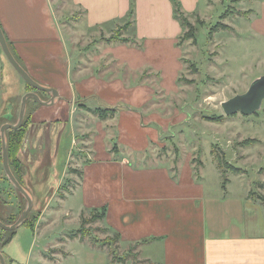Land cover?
I'll return each mask as SVG.
<instances>
[{"label":"crops","instance_id":"obj_1","mask_svg":"<svg viewBox=\"0 0 264 264\" xmlns=\"http://www.w3.org/2000/svg\"><path fill=\"white\" fill-rule=\"evenodd\" d=\"M210 1L0 0V26L13 55L34 80L58 92L54 105L39 104L36 119L50 116L66 132L71 127L74 143L89 135L88 159L77 162L82 179L65 203L78 206L79 216L105 207V225L137 254L136 264H264V206L249 189L241 197L231 192L232 184H246L223 181L224 194L214 197L192 162L174 170L140 158L160 134L157 121L164 122L154 111L151 76L159 71L161 88H175L186 31L180 17L207 15L222 0ZM244 11L233 31L248 55L261 56L264 0ZM118 28L125 30L112 40ZM34 92L44 102L52 98ZM81 110L93 128L80 123ZM66 132L43 158L58 155Z\"/></svg>","mask_w":264,"mask_h":264},{"label":"rangeland","instance_id":"obj_2","mask_svg":"<svg viewBox=\"0 0 264 264\" xmlns=\"http://www.w3.org/2000/svg\"><path fill=\"white\" fill-rule=\"evenodd\" d=\"M252 1L213 2L207 15L184 17L188 23L183 22L186 31L175 88H161L165 80L159 71L151 76L156 90L154 111L164 122L157 121L162 124L160 134L140 158L146 164L170 165L174 170L192 162L200 182L214 186V197L224 194L223 181L237 180L246 186L232 184V194L241 197L249 189L251 199L264 206V101L252 116H226L222 109L223 102L244 94L264 75V51L261 56L256 50L248 55L233 31V24L251 8ZM124 30L118 28L112 38ZM28 92L34 89L10 67L0 47V129L18 122L22 98ZM39 108L30 99L21 130L7 133L12 171L32 196L34 208L27 223L15 232L0 228L6 264H136L137 254L118 244L99 210L79 216L78 206L65 203L82 177L77 162L88 159L83 141L89 135H77L74 143L71 127L66 132L63 122L50 116L38 121ZM78 116L81 124L94 127L93 122L81 119L87 117V110ZM64 132L58 155L52 151L51 157L43 158L50 145L56 149ZM26 208V199L4 171L0 133V218L12 225ZM75 233L87 243L70 242ZM67 250L71 256L62 258Z\"/></svg>","mask_w":264,"mask_h":264},{"label":"water","instance_id":"obj_3","mask_svg":"<svg viewBox=\"0 0 264 264\" xmlns=\"http://www.w3.org/2000/svg\"><path fill=\"white\" fill-rule=\"evenodd\" d=\"M0 47L8 62L34 90L45 92L52 95L50 101L44 102L36 92H28L22 98L18 122L15 125L5 124L0 129L1 140H2V162H3L4 171L8 176L12 185L15 187V189L27 201V208L21 213L20 217L14 224L7 225L4 222H2V220L0 219L1 229H3L4 231L14 232L22 225H24V223L26 222L29 214L34 208V200L30 195V193L25 189V187L18 181L17 177L14 175L12 171L9 160L7 132L9 130H19L22 128L26 119L28 101L30 99L36 100L39 104L43 106H51L54 105L56 99L58 98V92L55 89L47 88L39 84L22 67V65L17 61V59L13 55L1 26H0ZM263 101H264V75L257 78L251 84L248 91L245 92L244 94L236 95L235 97L229 99L228 101L223 102L222 109L226 116H233L236 114H242L244 116H252L261 110ZM0 264H6V258L1 251H0Z\"/></svg>","mask_w":264,"mask_h":264},{"label":"trees","instance_id":"obj_4","mask_svg":"<svg viewBox=\"0 0 264 264\" xmlns=\"http://www.w3.org/2000/svg\"><path fill=\"white\" fill-rule=\"evenodd\" d=\"M180 15V14H179ZM180 19H181V21H182V24L184 25V23L183 22H185L186 24L188 23V22H186V21H183V19H184V17H180ZM121 36V35H120ZM113 39H117V40H119L120 39V37H119V35L116 37V38H112V40ZM99 113V112H98ZM110 114H112V113H110ZM109 114H108V112H106L105 113V115L104 116H102L101 114H100V117L101 118H107V117H109L108 116ZM114 114H112L111 116H113ZM25 123V122H24ZM21 129H19V130H9L8 132H14V131H20ZM7 132V133H8ZM7 142H8V139H7ZM8 148H9V143H8ZM10 160V159H9ZM18 179V178H17ZM18 181H19V179H18ZM20 182V181H19ZM225 182L227 183V181L225 180ZM95 211H100L101 212V217H102V220L104 221L105 220V217H106V213H107V209L104 207V208H101V209H94ZM29 217V216H28ZM2 220V219H1ZM27 220H28V218H27ZM27 220H26V222L24 223V224H26L27 223ZM3 222V221H2ZM81 231V230H80ZM15 232V231H14ZM80 233V232H79ZM77 237V236H79V234L78 233H75L72 237ZM116 241L118 240H120V236L118 235V234H116ZM85 239V237H83V236H81V240H84ZM9 243V242H8ZM7 243V244H8ZM0 251L2 252V250L0 249ZM3 253V252H2Z\"/></svg>","mask_w":264,"mask_h":264}]
</instances>
